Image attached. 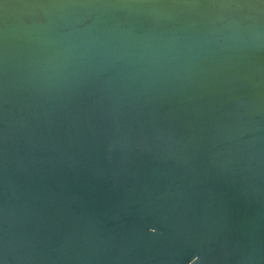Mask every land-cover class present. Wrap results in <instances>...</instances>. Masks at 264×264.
<instances>
[{
  "label": "water",
  "instance_id": "95a60500",
  "mask_svg": "<svg viewBox=\"0 0 264 264\" xmlns=\"http://www.w3.org/2000/svg\"><path fill=\"white\" fill-rule=\"evenodd\" d=\"M83 2L0 0V264H264V9Z\"/></svg>",
  "mask_w": 264,
  "mask_h": 264
},
{
  "label": "snow or ice",
  "instance_id": "6c2138e0",
  "mask_svg": "<svg viewBox=\"0 0 264 264\" xmlns=\"http://www.w3.org/2000/svg\"><path fill=\"white\" fill-rule=\"evenodd\" d=\"M22 3H31L37 7L41 6H103V7H120L125 6L122 3H98L95 5L85 3L83 0H60L58 3L46 4L42 0H21ZM163 6L169 7H216V8H259L264 9V0H164ZM156 229L150 227L148 231Z\"/></svg>",
  "mask_w": 264,
  "mask_h": 264
}]
</instances>
